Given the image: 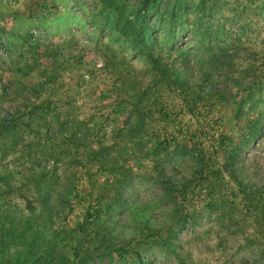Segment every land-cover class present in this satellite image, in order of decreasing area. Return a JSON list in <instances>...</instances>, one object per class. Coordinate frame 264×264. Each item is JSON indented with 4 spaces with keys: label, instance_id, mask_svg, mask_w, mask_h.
Segmentation results:
<instances>
[{
    "label": "rangeland",
    "instance_id": "rangeland-1",
    "mask_svg": "<svg viewBox=\"0 0 264 264\" xmlns=\"http://www.w3.org/2000/svg\"><path fill=\"white\" fill-rule=\"evenodd\" d=\"M200 1L0 0V263L264 264V0Z\"/></svg>",
    "mask_w": 264,
    "mask_h": 264
},
{
    "label": "trees",
    "instance_id": "trees-1",
    "mask_svg": "<svg viewBox=\"0 0 264 264\" xmlns=\"http://www.w3.org/2000/svg\"><path fill=\"white\" fill-rule=\"evenodd\" d=\"M109 1V7L110 8H112L111 10H110V13H109V15H112L113 13L116 15V17H117V25L119 26L121 23H123L124 22V17H123V15H122V12H121V10L118 8V4H119V0H108ZM155 2L156 3V5H157V2H156V0H146V2H147V4H150V3H152V2ZM209 1L210 2H212L213 0H201L200 1V9H201V11H203V13L206 15L207 14V12H209V8H208V3H209ZM109 7H107V8H105L104 10H102V9H99V14H105L106 12H108V8ZM175 9L177 10L178 9V4L176 3V5H175ZM148 14H149V12H148V10H146V11H144V12H139L137 15H136V18H135V24H134V28H135V30H136V35H137V37H136V39L132 42V44L134 45V46H140L142 49H145V50H147L148 49V46L149 45H151L152 43H153V39H149L148 38V35L150 34V31H149V29L147 28V26H145L144 25V20L146 19V17L148 16ZM107 20H108V23H109V18H107ZM178 20H175V19H171L170 20V23H174V22H177ZM133 24V22H131V21H128L127 22V24L125 25V32L127 33V31L128 30H130V25H132ZM139 26L138 28H136V26ZM127 30V31H126ZM124 32V34H126ZM174 50H176V49H174ZM262 122L260 121L259 123H257V122H255V125H254V128H262ZM256 138H257V136L256 135H254L253 137H251L250 138V141H251V143H253L255 140H256ZM105 149V148H104ZM103 149V150H104ZM227 155L226 156H228V160L229 161H231V160H233L234 159V151H228V153H226ZM57 162H58V160H55L54 161V166H57ZM233 162V161H232ZM15 192V190L11 193V194H13ZM44 193H45V191H44ZM27 204H26V210L30 213V214H34L35 213V211H36V207H37V202H30V201H27L26 202ZM52 201L50 202V203H48V205H47V207H48V213H49V215L51 216V219H52ZM187 217V216H186ZM24 235V234H23ZM23 235H22V237H20V238H23L24 239V237H23ZM25 242H26V246H27V253H29V251H30V249H32L33 250V248H32V244L31 243H29V239L28 238H26L25 237ZM113 252H110L108 255H107V258L109 259V264L110 263H112L113 262V258H112V256H113ZM21 258V256L20 255H18V256H15L11 261H6L5 263L4 262H2V263H0V264H28L25 260H21L20 259Z\"/></svg>",
    "mask_w": 264,
    "mask_h": 264
}]
</instances>
